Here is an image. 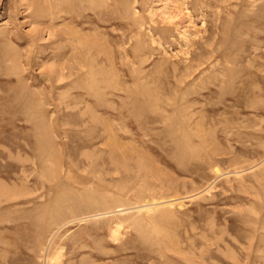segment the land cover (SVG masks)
<instances>
[{
  "label": "rangeland",
  "instance_id": "374dc122",
  "mask_svg": "<svg viewBox=\"0 0 264 264\" xmlns=\"http://www.w3.org/2000/svg\"><path fill=\"white\" fill-rule=\"evenodd\" d=\"M0 264H264V0H0Z\"/></svg>",
  "mask_w": 264,
  "mask_h": 264
},
{
  "label": "bare ground",
  "instance_id": "6f19581e",
  "mask_svg": "<svg viewBox=\"0 0 264 264\" xmlns=\"http://www.w3.org/2000/svg\"><path fill=\"white\" fill-rule=\"evenodd\" d=\"M88 4V3H87ZM90 7H91V4H90ZM55 13V12H54ZM71 36V35H70ZM76 39V38H75ZM73 40V39H72ZM80 40V39H79ZM74 42V41H73ZM73 42H72V44H73ZM82 43V42H81ZM75 44V43H74ZM72 49H73V47H72ZM71 58H72V56H71ZM68 60V59H67ZM57 66L55 65V67L54 68H52V69H49L51 72H52V74H55V75H57L58 77H60L61 79L62 78H65L67 75H70L71 73H69V74H65L64 72H63V70H65L66 68H63V67H61V66H58V68H56ZM49 73V72H48ZM50 74V73H49ZM51 74V76H54V75H52ZM56 77V76H55ZM54 77V78H55ZM56 79V78H55ZM63 81V80H62ZM88 91V90H87ZM38 104V103H37ZM38 106V105H37ZM44 141V140H43Z\"/></svg>",
  "mask_w": 264,
  "mask_h": 264
}]
</instances>
